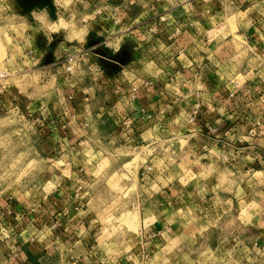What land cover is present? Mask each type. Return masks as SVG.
<instances>
[{
  "label": "crops",
  "instance_id": "crops-1",
  "mask_svg": "<svg viewBox=\"0 0 264 264\" xmlns=\"http://www.w3.org/2000/svg\"><path fill=\"white\" fill-rule=\"evenodd\" d=\"M53 1L41 7L44 17L57 14ZM113 1L106 6L117 8L125 33L98 24L106 15L79 35L84 42L52 45L63 26L37 19L32 32L42 41L27 32L28 45L5 65L0 105L30 116L43 162L30 188L44 193L32 202L0 194V264H179L177 245L167 247L178 232L169 234L244 198L240 220L251 234L239 263L222 264H264V71L247 59L264 54V0H129L126 10ZM93 42L95 57L85 51ZM28 71L46 84L26 83ZM168 141L183 168L160 160ZM137 147L151 165L133 205L139 230L127 249L108 255L81 197L97 173L96 153Z\"/></svg>",
  "mask_w": 264,
  "mask_h": 264
},
{
  "label": "rangeland",
  "instance_id": "rangeland-1",
  "mask_svg": "<svg viewBox=\"0 0 264 264\" xmlns=\"http://www.w3.org/2000/svg\"><path fill=\"white\" fill-rule=\"evenodd\" d=\"M128 1L115 0L113 3L119 2L120 9L126 10L125 7L129 8ZM49 2L50 0L34 3L24 11L18 5L17 0H0V69L5 68L6 63L7 66L11 65L16 54L25 46L24 41L28 45L29 41L25 35L27 32H32L34 28H38L37 19L46 25L50 23L48 27L51 30L63 26L57 31L56 35L52 36V39H48L49 43L52 42V45H55L62 38L71 39L70 42H61V46L84 42L79 39V35L83 34L88 28L89 30L97 28V20H105L102 17L106 15L108 16L106 23L99 21L98 24L116 25L115 27L121 29L125 27L121 23L123 18L119 17V20L114 23L110 15V6H106L107 0H54L53 2L58 7L57 14L51 15L49 13L48 16L44 17L41 7L48 5ZM19 3L23 6L20 0ZM123 5L125 7L122 9ZM31 9L35 11L33 13L34 18L29 13ZM56 17L55 22H51ZM37 30L40 32V29ZM126 31L122 32L125 33ZM32 34L35 45H38L36 43L42 41V38L37 31L32 32ZM45 35L50 36L48 33ZM123 36L125 39V35ZM233 37L235 40L240 38L237 35ZM92 38H95V36L90 34L88 40H93ZM106 40L109 41L108 44H111L112 38L106 37ZM47 46L50 45L47 44ZM84 46L83 43L81 48H84ZM98 49H102L101 46ZM107 51L110 52V48ZM88 54L91 57L94 56L92 51ZM247 59L249 62H253L255 66L260 67L261 71H264V54L254 57L248 55ZM250 65L253 64L250 63ZM24 78L26 83L31 81L35 84H46L43 82L44 79L43 81L37 80L34 72L31 71L24 74ZM2 81L0 80V82ZM238 81H240L239 78ZM42 88L46 89L47 86L43 85ZM29 99L30 97L24 96L23 99L18 100H22L25 104ZM4 100L2 99V104L6 103ZM30 119V116L23 113L22 107L13 108L12 106L4 107L0 105V189H3L0 194H12V198L16 197L22 202L24 200L32 202V199L36 198V194L41 198L44 193L33 191L30 188L32 180L39 178L36 176V171L42 168L43 163L40 157L36 155V152H40V146L36 144V140L32 136L34 126ZM180 142H182L180 143V147H182L184 142L182 140ZM160 146L162 147L161 150L163 148L168 150V153L158 155L166 166L184 167L185 160L176 157L173 143L170 144V141H168L161 143ZM111 148L113 147L111 146ZM143 149L145 148L137 147L129 153L130 151L118 148L111 151V156L106 154V157H104L101 152L92 157L97 173L91 176V181L88 182L89 190L81 197V200L83 203L87 200L86 206L83 205V209H86L84 213L90 219L89 224L97 228L98 246L108 255H115L127 249L135 240L136 233L139 230L138 212L136 206L133 207V205L135 199L140 196V190L145 189L141 183L147 174L142 176L137 172L138 164L144 161L140 154ZM178 149V154H180L182 152L181 148ZM98 155H101V157L98 158ZM159 159L155 158L153 161L156 169L163 163ZM147 163L143 162V164ZM102 169L107 170V172L100 173ZM112 170L113 173H109ZM40 177L43 178L44 176ZM169 177L171 178L172 175H169ZM88 180H90V177ZM91 188L92 190H90ZM245 200L247 198L238 200L235 205H232L225 212L206 213V216L202 215L196 219L182 222L180 228L173 230L172 234L169 235L172 236L173 233L177 232L178 235L175 236L171 244H167V247L170 246L169 249H171L174 245H177L178 249H175V252L178 254L175 256L179 259L178 263H239L242 254L241 246L244 245L243 242H247L251 234L247 222L240 220L244 216V218H247L244 215ZM171 256H174V253Z\"/></svg>",
  "mask_w": 264,
  "mask_h": 264
},
{
  "label": "built area",
  "instance_id": "built-area-1",
  "mask_svg": "<svg viewBox=\"0 0 264 264\" xmlns=\"http://www.w3.org/2000/svg\"><path fill=\"white\" fill-rule=\"evenodd\" d=\"M110 15L113 18L114 23L117 22L119 20V16L117 14L116 9L111 10ZM159 20H164V16L160 15L158 16ZM152 30H155V28H152ZM96 47V44L93 42L92 44H90V46L88 48L85 49V51H91L92 49H94ZM72 57L73 56H69L67 57V64L64 66L65 70L69 71L70 67H71V61H72ZM7 75V71L5 68L0 69V80H3V78ZM2 87V82H0V89ZM233 94V91L231 88L228 89V94L227 96H231ZM146 116H148V114H146ZM258 123L256 122L255 125H257ZM250 132H254V126H252L249 129ZM151 170V165L150 164H144V166H140V169L138 171V174L144 176L146 174H148ZM255 243V242H254Z\"/></svg>",
  "mask_w": 264,
  "mask_h": 264
},
{
  "label": "water",
  "instance_id": "water-1",
  "mask_svg": "<svg viewBox=\"0 0 264 264\" xmlns=\"http://www.w3.org/2000/svg\"><path fill=\"white\" fill-rule=\"evenodd\" d=\"M25 1V0H24ZM47 0H32L27 6L23 7L20 3L19 0H17L18 5L22 8V10L26 11L30 6H32L34 3H39V2H45Z\"/></svg>",
  "mask_w": 264,
  "mask_h": 264
},
{
  "label": "bare ground",
  "instance_id": "bare-ground-1",
  "mask_svg": "<svg viewBox=\"0 0 264 264\" xmlns=\"http://www.w3.org/2000/svg\"><path fill=\"white\" fill-rule=\"evenodd\" d=\"M32 0H20V2L23 4V7L27 6ZM39 1V0H38Z\"/></svg>",
  "mask_w": 264,
  "mask_h": 264
}]
</instances>
